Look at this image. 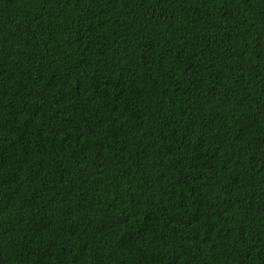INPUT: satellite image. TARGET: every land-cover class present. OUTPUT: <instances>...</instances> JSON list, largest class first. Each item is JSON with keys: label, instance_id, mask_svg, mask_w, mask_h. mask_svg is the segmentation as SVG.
<instances>
[{"label": "trees", "instance_id": "trees-1", "mask_svg": "<svg viewBox=\"0 0 264 264\" xmlns=\"http://www.w3.org/2000/svg\"><path fill=\"white\" fill-rule=\"evenodd\" d=\"M0 264H264V0H0Z\"/></svg>", "mask_w": 264, "mask_h": 264}]
</instances>
